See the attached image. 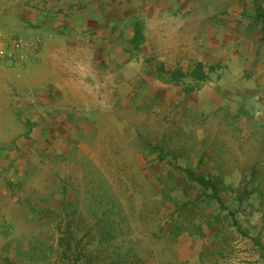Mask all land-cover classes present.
Returning <instances> with one entry per match:
<instances>
[{
  "label": "crops",
  "instance_id": "obj_1",
  "mask_svg": "<svg viewBox=\"0 0 264 264\" xmlns=\"http://www.w3.org/2000/svg\"><path fill=\"white\" fill-rule=\"evenodd\" d=\"M0 29L46 41L33 61L0 64L1 264L64 213L55 190L42 197L55 159L106 137L119 153L122 122L138 121L125 128L146 137L125 144L158 143L177 184L235 212L264 256V0H0Z\"/></svg>",
  "mask_w": 264,
  "mask_h": 264
},
{
  "label": "rangeland",
  "instance_id": "obj_2",
  "mask_svg": "<svg viewBox=\"0 0 264 264\" xmlns=\"http://www.w3.org/2000/svg\"><path fill=\"white\" fill-rule=\"evenodd\" d=\"M140 122H122L119 153L113 151L112 137H106L109 143L95 139L78 146L72 162L62 152L55 161L65 167L36 153L39 166L48 161L60 176L42 197L55 190L58 206L66 208L58 210L50 230L36 226L30 237L25 234L30 247L16 249L18 257L10 251L5 264H57L56 252L63 247L80 264H264L255 233L233 228L240 217L224 211L193 179L177 184L182 168L162 165L158 143L147 149L135 146L137 151L125 144L146 137L131 136L125 128L135 131ZM57 139L65 151L68 138Z\"/></svg>",
  "mask_w": 264,
  "mask_h": 264
},
{
  "label": "built area",
  "instance_id": "obj_3",
  "mask_svg": "<svg viewBox=\"0 0 264 264\" xmlns=\"http://www.w3.org/2000/svg\"><path fill=\"white\" fill-rule=\"evenodd\" d=\"M0 64L17 67L33 61L46 46L40 36L28 37L0 29Z\"/></svg>",
  "mask_w": 264,
  "mask_h": 264
},
{
  "label": "trees",
  "instance_id": "obj_4",
  "mask_svg": "<svg viewBox=\"0 0 264 264\" xmlns=\"http://www.w3.org/2000/svg\"><path fill=\"white\" fill-rule=\"evenodd\" d=\"M205 186H209V184H205ZM218 203L221 204L220 201H218ZM61 241H63V240H61ZM61 241H60V245H63L62 244L63 242H61ZM67 249H68L67 247H63V248L57 250V252H56L57 264H80L79 263L80 259L76 258V257H71L70 255H68Z\"/></svg>",
  "mask_w": 264,
  "mask_h": 264
}]
</instances>
